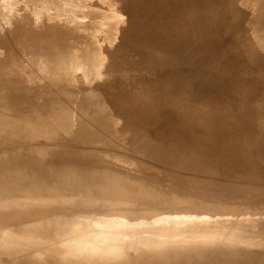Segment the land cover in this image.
<instances>
[{
    "label": "rangeland",
    "instance_id": "obj_1",
    "mask_svg": "<svg viewBox=\"0 0 264 264\" xmlns=\"http://www.w3.org/2000/svg\"><path fill=\"white\" fill-rule=\"evenodd\" d=\"M188 10L190 13L195 12V15L191 16ZM213 11L221 16L217 17L215 15L219 23L218 21H212L216 24L215 29L199 30V24L202 25L204 22H200V18L208 17L209 19ZM262 12H264V0H0V132L4 135V133H9L6 131L10 129L14 131V129L21 127V124L15 125L20 119L27 121H25L27 124H24V126L26 125L24 131L23 128L19 131L16 130L12 139L6 140L7 136L3 139L4 137L0 133V138H2L0 140L4 141L0 143V153H18L19 155L22 153L20 156L23 154L25 156L24 152L31 150L37 152L36 155L43 158V160H39L40 162H35L39 164L38 166L29 163L25 169L18 173L19 175L22 173L24 176L21 184L18 185L16 183L14 186H12L14 182L11 184H0V221L2 217H4L2 221L5 219V224L2 221L0 222L3 224H0V231L2 230L0 238L4 237L0 241L4 240L6 242V236H10L13 229L19 228V226H16L18 224H20V229H16L14 232L25 230L27 227L37 232V235H35L34 231H30L27 228L26 232L29 237L25 232L24 235L26 237L19 235L24 230L18 232V235L16 233L12 235L14 234L12 233L13 237L11 238L10 236L6 239L9 241L13 239L10 244H13L17 239V245H11L12 248L16 247L17 250L14 252L12 248L10 249V245L9 249L11 251H8V247L5 250L1 244L3 251L0 252V255L8 251V258H12L10 254L14 252L15 258L25 264L24 260L29 257L28 253L34 252L35 254V248L37 247L39 250L40 248L38 247L47 243L46 240H52L57 237L59 240L56 244H61L62 246L59 247L64 248L63 244L65 243L66 245L67 242L66 239L64 241V238L69 239L70 237L71 241L74 238L76 239L72 241L74 248L78 249L77 245L79 244V248L88 246L87 248L90 249H87L88 251L85 249H82L84 251L74 249V252H72H79V254H77V257L75 254L72 257L70 250L71 248L73 249V246H69L71 243L67 242L70 250L66 248L67 245L65 247L66 251L70 252L68 254H71L67 255V252L63 251L65 248L61 250L62 248L55 247L54 241L57 238H54L53 242H51L52 244L48 243L41 247L42 254H40V250L38 254L36 249L35 256L32 254L35 260L32 261L31 259L33 258L31 257L28 259L34 264H67L68 262L71 264H82V261L83 264H132V257H137L135 255L137 251L135 253L131 250L132 253L123 251L124 248L120 247L126 243L123 246L125 249L134 247L136 248L135 250L138 248L140 252L141 249H139L138 245L147 248H142L144 253L141 251L142 253L138 254L137 252L139 256H142V254L147 256L146 254L149 251L155 255V253H158L155 251L164 248L165 251L163 250L162 253L160 251L161 254L158 253L160 255L159 258L164 252L168 253L174 250L179 252V249L187 251L188 248L197 249L198 247L201 250L199 254L195 253L192 255L188 252L189 255L187 253V255L182 256L178 262L170 260L165 264H199L214 263L216 261L218 264H241V262L243 264H264V247L260 245L261 241L264 242V232L262 230L264 229V177H262L264 176V45L259 43H264V13ZM222 15H228L229 18L223 20V17L225 19L227 17H222ZM211 17L208 22L211 21ZM213 19L216 20V18ZM228 20L234 21V24H236V21L237 23L240 22L242 25H234L230 22V25H238L239 27L236 28L239 29L230 28ZM223 21L228 22V24L225 23L227 28H223L225 26ZM208 22L206 18L205 23ZM105 23H109L108 29L103 27ZM217 23L223 29H217ZM196 24L198 26L194 28ZM208 24L212 25L210 22ZM219 24L224 25L220 26ZM111 25L113 26L111 27ZM214 25H212L213 28ZM193 35L196 36L194 40ZM250 35H253L256 39ZM257 36H259V40ZM261 36L263 38H260ZM203 37H206V39ZM207 38H209V42ZM203 40L206 43L202 42ZM250 40H253V44H256L257 40L259 45H255L254 49V45ZM225 45L229 47H222ZM191 47H197L198 50L190 51ZM235 47H238V49ZM219 48L223 58L230 51V54H233L234 57L235 54L236 57L237 54L239 56L233 58L232 61L231 58L229 59L231 56H228L229 54H227L228 58L220 59L222 57H219L218 59L219 50H217V53L216 51L215 53H208L209 56L203 57L204 59L201 58L202 56H198L201 62L205 59L207 60H205L206 63H204L205 61L202 62L204 64L198 60L197 56V59L194 60L201 64L199 65L198 62L194 64V61L191 62V54L202 50L211 52ZM222 48H224L223 50L227 48V51H223L225 54L222 52ZM143 51L149 52L146 54ZM210 55L213 59H209ZM214 56L218 60L217 66L212 64L213 60L214 63L217 61H215ZM224 60L227 63L228 61L229 63L230 61L231 63L236 61L238 65L234 66L235 62L227 65ZM188 61L194 62V65L189 64ZM219 61L229 67L219 68L222 65L226 67L225 64H219ZM177 63H182L179 65L181 68L177 67L181 69L180 71L177 69L178 74L186 73L189 69L193 72L189 71L190 74L195 77L198 76L197 78H205L216 74L214 75L216 77L214 84L216 85L212 86L211 90L208 91L209 94H207L211 96L216 90H222L220 92L221 101L227 102L228 106L226 105L227 110L217 111V115L214 114L211 117L214 124L218 126L214 131L218 135L214 132L210 134L213 139L211 137L209 139L203 138L200 137L201 135L194 134L197 132L198 126L195 123L184 120L171 125L168 121L163 123L161 118H159L156 120L159 124L155 126L153 124L157 118L155 113L160 112L158 105L155 107L153 114L146 120H142L140 114L133 118L134 114H138L136 110L139 109V106L137 108V106L135 107L132 104L137 98L140 102L142 97L140 88L145 85V79L149 75L148 70L157 69L166 64ZM207 63L210 64L209 68L206 67L208 66ZM239 64H242V67ZM195 65H198V67ZM243 65L248 68L246 70H249L250 67L249 72L245 73L246 70ZM236 66L237 68L239 66L242 69L244 68V72L240 70V73H245L244 75L239 74L244 81L239 84V79L230 81L228 78L231 76L230 74H237V72H231L233 69L234 71L237 70V68H234ZM184 67H187L186 69L188 70H184ZM190 67H193V70ZM214 67L217 70L219 69L218 75ZM162 68H160L159 74L162 73V76H164L165 72ZM221 70L225 71V73H222ZM226 71H229V73ZM224 74H228V76ZM159 76L162 77L161 75ZM180 78H183V76H180ZM116 81L117 84H115ZM132 81L135 82L132 83ZM182 81L187 83L185 78ZM109 82H111V85ZM121 83H123V86ZM78 84L83 86L79 87ZM130 84H133V86ZM48 87H52L50 89L53 91L48 89ZM122 87L126 89L123 88L122 90ZM214 87L219 88L215 90ZM82 88L86 89L83 90ZM114 88L116 93H114ZM125 90H128V92H125ZM173 90L171 98L175 99L180 91L178 88ZM123 91L125 95L127 93L126 96L123 95ZM131 91L133 95L129 96L128 93L130 94ZM106 94L107 98L104 99ZM112 94L113 96L117 94V97H111ZM151 96L152 98H158L154 95H147L149 98ZM186 97L191 103L196 102V99L189 98L187 94ZM57 98H62L63 103L69 100L63 106L65 107L64 111L66 110L64 113L63 107H60L63 104L54 109L52 108L48 113L45 112L46 117L43 112L42 114L37 111L39 108L43 109L41 106L47 107L52 100ZM112 99H117L119 106L117 105L118 101ZM139 102L136 101L135 103ZM112 103L115 104L113 105L115 108L111 107ZM37 107L39 108L37 109ZM193 111L195 110L193 109ZM62 113L64 116L60 119L59 116ZM48 116H52L49 123L46 122ZM94 117H97V120L99 119L98 123L102 124L105 128L104 130L103 128L98 130L99 127L93 125L90 119ZM128 117L129 119H127ZM80 121L83 123H80ZM93 121L95 120L93 119ZM8 124L9 127H7ZM59 124L62 127L67 125L60 128L58 127ZM83 124L84 126L90 124L89 130L93 131V134L97 131L94 134L95 137L89 136L90 139L93 138V141L89 143L84 141V139H72L71 136L78 134L79 130L76 127H84ZM146 124H150V126L153 124L155 130L160 128L159 132L165 130L164 124L169 128L168 132L170 133H167V135H159V132L151 133L149 137L143 138L141 136L144 134L141 131L139 133L141 136L132 137V133L128 130L129 127L134 125L141 127L146 126ZM91 125L96 128L92 129ZM176 127L179 128L177 129ZM184 127L187 128L184 129ZM190 128H193V130L190 131ZM41 129L43 131L40 133L39 130ZM36 131L37 133L34 134ZM176 133L178 135H174ZM48 135H50V138ZM58 135L61 138L66 137L61 140ZM49 154L55 155L51 161L47 160ZM77 157L84 159L85 162L90 160L91 162H88L89 166L85 165L83 170L79 171L75 162H73V159ZM11 158L8 160L11 161ZM59 164L61 165L58 166ZM120 170H122L121 173ZM89 171L93 172L94 174H92L95 176L104 175V177L97 182L89 176ZM49 175L53 176L52 180L45 179ZM108 181L114 183L113 187L105 186ZM98 189L103 190L106 202L101 203V201L92 200L91 203V199L95 198V196H89L94 191L100 192ZM31 190H36L39 193H30L34 196L24 195L26 191ZM86 192L90 193V195L88 197L86 195L87 200L83 202L79 198H82L83 193ZM93 202L97 205L94 206ZM90 203L91 205H89ZM98 203H104L100 205L102 208L106 207L107 204L108 208H113L114 206H117V208H111L112 210L110 208L109 210L105 209L103 212ZM33 209L35 210L32 211ZM30 210L33 214L40 210H45L47 213H51V215H48L51 217L46 216L49 220L47 222V220L45 221L46 218H44L45 223L42 220L38 222V219L37 225L34 220L37 215L35 214L34 218V215L30 217ZM28 212L30 213L29 215ZM22 213L24 218H19V214ZM12 214H16L15 216L18 217H14ZM6 215H8L9 219ZM65 217L68 222H70L69 220L72 221V219L73 221L67 223ZM16 218L21 221L22 219L23 221L27 220L25 222L27 226L22 221L26 228H23L21 223L13 224V219L17 222ZM63 219L66 220V223ZM7 220L8 222L6 223L5 221ZM28 220L37 226L28 225L30 223ZM11 223L16 228H13ZM6 227L13 229L10 230ZM6 229L10 230L7 234L4 233ZM28 231L30 232L28 233ZM31 232L32 234L34 233V238ZM81 232L83 238L80 236L81 238L78 239L77 236ZM232 232H234V237H232ZM237 232L240 233L239 235L242 234L244 238L248 235L249 239H247H252L255 245L252 244V248L246 249L245 247H248L247 245L250 247L251 244L246 243L247 245H244V241L247 239L244 240L242 236H236ZM253 232H257V234L261 232L262 237L261 233L255 236L257 234L255 233L254 235ZM3 233L6 236H2ZM67 233L72 236L68 234V237ZM212 233H214V237L211 236ZM52 235L54 236L53 238ZM59 235L61 237L67 235L63 237V244ZM228 235H231V237H226ZM14 236L16 237L14 238ZM31 236L34 240L31 239ZM41 236L46 239L43 240ZM84 236L89 237L86 238L88 239L87 241ZM235 237L237 240L243 238V240L240 239L241 242H238L243 243L245 246L235 243L239 245V247L237 246L239 249H237L241 252L236 250L237 257H239L237 259L238 262L235 260L237 257L226 255L229 251L235 250L232 249L236 247L232 242ZM24 238L31 242L34 241V244L38 245L35 247L32 245L33 247L27 249L26 247L28 246L26 244L28 241ZM231 238L233 240L230 241L229 239ZM81 239L85 242L83 243ZM126 239H130L128 240L130 242L132 239V242L137 243V245L134 246L132 242L128 244L129 242L127 243ZM236 239L235 242L237 241ZM9 241H7L8 243L4 242L5 244L3 245L8 246ZM43 241L45 242L43 243ZM79 242L83 243L84 246ZM87 242H92V244ZM30 243L28 242L29 245ZM86 243L88 245H85ZM114 243L118 244L114 245ZM109 244L114 245L113 249L118 250L115 252V249L111 248L110 250L111 246ZM258 244L261 247H258ZM261 244L264 246V243ZM93 245V248H97V250L104 246L105 250L109 248L112 253L116 254L119 251L118 258L116 256L114 260L113 258L115 257H112V253V258L107 253L105 255L112 260L103 256L102 254L108 250L100 252L98 256H92L95 258H91L89 255H93L91 252L93 251L91 247ZM99 245L101 246L98 248L97 246ZM117 245L119 246L117 247ZM208 246H210L208 249L205 248ZM184 247L187 248L185 249ZM19 248H22L21 253L17 252L20 250ZM53 248L56 249L54 250ZM58 248L61 252H64L65 256L59 257L60 254L63 255V252L59 254L60 250ZM31 249H33L32 252H30ZM119 249L125 254L127 252L128 256L134 254L131 257L129 256L132 259L125 254L121 258ZM23 250L28 251L24 253ZM49 250L53 251L50 252ZM145 250H149L148 253H145L147 252ZM245 250L247 253L244 252ZM249 250L256 251L249 252ZM52 252H57L58 255L55 253L54 255ZM80 252H83L82 256ZM89 252L91 253L89 254ZM22 253L24 255L27 254V258ZM48 253H52L55 259L53 255H48ZM86 254L87 256H85ZM152 254L149 253L148 256ZM238 254L240 255L238 256ZM260 255L262 256L260 257ZM17 256L19 257L17 258ZM23 256L24 259L22 260ZM67 256V260H64V257ZM194 256H200L198 261H193L196 259ZM153 257L152 259L146 258L147 261H145L149 263L151 260L152 262L156 258L153 259ZM45 258L50 261H46ZM241 258L245 261L240 260ZM9 259L5 260L6 263L5 261L2 262V260L0 262L3 264H9L10 262L14 264ZM16 261L15 263L21 264V262L18 263V260ZM30 261L28 260L27 263L30 264ZM66 261L68 262L65 263ZM153 263L155 262L153 261Z\"/></svg>",
    "mask_w": 264,
    "mask_h": 264
},
{
    "label": "bare ground",
    "instance_id": "obj_2",
    "mask_svg": "<svg viewBox=\"0 0 264 264\" xmlns=\"http://www.w3.org/2000/svg\"><path fill=\"white\" fill-rule=\"evenodd\" d=\"M192 10H193V9H192ZM188 11H189V10H188ZM190 11H191V9H190ZM190 11H189V13H190ZM182 12H183V11H182ZM192 12H194V11H192ZM213 12H214V11H213ZM213 12L211 13V16H212V17L210 16V17H211V21H209L210 24L212 23V25L215 24V22H212V21H216V22L218 21V23H219V20L217 19V17H218V16L221 17L220 15L215 14V12H214V14H213ZM168 13H169V12H168ZM194 13H195V12H194ZM194 13H190L191 16H194V15H195ZM262 13H264V12H262ZM185 14H186V13H185ZM192 14H193V15H192ZM215 15H217V17H216ZM213 16H215V17H213ZM223 16H226V15H222V17H223ZM263 16H264V15H263ZM210 17H209V19H208V17L200 18L199 21H200V22H201V21H202V22L204 21V22L202 23V25H200V24H199L200 22L198 21L199 23H197V24H199V26H200V28L198 27L199 30H201V29H211V28H212V29H215L216 24L214 25V28H213L212 25H209V24H208V23H209L208 20H210ZM226 17H227L226 19H225V17H223V18H224L223 20H227V19L229 18L228 15H227ZM258 17H259V15H258ZM261 17H262V16H261ZM150 18H152V16H150ZM206 18H207V22H208V23H205ZM212 18H216V20H215V19L212 20ZM153 19H154V18H153ZM201 19H202V20H201ZM203 19H204V20H203ZM221 20H222V19H221ZM229 20H230V19H229ZM229 20H228V22H229V25H230V22H231L232 20H231V21H229ZM259 20H260V19H259ZM171 21H172V20H171ZM252 21H253V20H252ZM165 22H166V21H165ZM223 22H224V21H223ZM228 22H224V24H225V23L228 24ZM233 22H234V21H233ZM233 22H231V23H233ZM253 22H254V21H253ZM157 23H158V22H157ZM204 23H205V24H204ZM213 23H214V24H213ZM218 23H217V27H216V28H217V29H218V28L221 29L222 27L220 28V27L218 26ZM221 23H222V22H221ZM256 23H257V22H256ZM105 24H106V25H105ZM105 24L103 25V27H104L105 29H108L109 23H105ZM149 24H150V23H149ZM152 24H153V23H152ZM159 24H160V23H159ZM197 24L194 26V28H196V26H198ZM206 24H208V25H206ZM224 24H222V25L219 24V25H220V26H223ZM233 24H234V23H233ZM233 24L230 25V28H235L236 30L239 29V28H236V27H239V26L242 25V24H240V22L237 23V21H236V24H239V26H238V25H237V26H234V25H236V24H234V25H233ZM248 24H249V23H248ZM251 24H252V23H251ZM156 25H157V24H156ZM58 26H59V25H58ZM68 26H69V25H68ZM112 26H113V25H111V27H112ZM226 26H227V25L225 24V26H224L223 28H227ZM231 26H232V27H231ZM198 28H197V29H198ZM223 28H222V29H223ZM109 29H111V28H109ZM199 30H198V31H199ZM193 36H194V35H193ZM250 36H253V35H250ZM195 37H196V36L193 37V40H194ZM253 37H254V36H253ZM257 37H258V40H259V36H257ZM203 38L206 39V37H203ZM251 38H252V37H251ZM260 38H263V37L261 36ZM197 39H198V37H197ZM197 39H195V40H197ZM199 39H200V38H199ZM208 39H209V38H207V41H208ZM254 39H256V37H254ZM201 40H202V37H201ZM262 40H263V39H262ZM199 41H200V40H199ZM250 41H251V40H250ZM252 41H253V40H252ZM252 41H251V42H252ZM260 41H261V40H260ZM263 41H264V40H263ZM202 42H205V41L203 40ZM208 42H209V41H208ZM254 42H255V40H254ZM205 43H206V42H205ZM240 43H241V42H240ZM249 43H250V42H249ZM259 43H260V44L262 43V44L264 45L263 42H259ZM259 43H257V40H256V44H253V42H252V44L254 45L253 48L255 49V45L258 46ZM231 44H233V42H231ZM250 44H251V43H250ZM252 44H251V46H252ZM262 44H261V45H262ZM229 45H230V44H229ZM222 47H227V48H228L229 46H228V45H225V46H222ZM227 48H226L225 50H223L224 48H222V52H223V51H224V52L227 51ZM235 48H236V47H235ZM235 48H234V49H235ZM141 49H142V48H141ZM194 49H195V51L198 50L197 47H191V48H190V51H193ZM236 49H238V47H237ZM236 49H235V51H237ZM217 50H219V53H218V54L221 55V56H219V55L216 54L218 59H219V57H222V58H220V59L228 58V56L231 55V56H233V57L230 56L229 59L231 58V61H232L233 58H237V57L239 56V55L237 54V57H236V54H235V52H234V54H235V57H234L233 54H230L231 51H230L229 49H228V51H230V52H229V53L227 52V54H229V55L227 56V54H226V55H225L226 57H224V58H223L222 54H220V50H221L220 48H219V49H216V50H214V51H211V52H210V51H206V50H202V51H200V52H196V53H193V54L190 55V56H192V57H191V62H192V61L195 62L194 59H197L196 56H197V57H198V56H199V57L202 56L201 58L204 59V58H206V56L208 55V53H209V54H210V53H213V52L215 53V51H216V53H217ZM232 50H233V48H232ZM233 51H234V50H233ZM100 52H101V51H100ZM100 52H99V53H100ZM143 52H144V51H143ZM148 52H149V51H148ZM148 52H147V53H148ZM224 52H223V53H224ZM99 53H98V54H99ZM144 53H146V51H145ZM147 53H146V54H147ZM224 54H225V53H224ZM224 54H223V55H224ZM211 55H213V54H211ZM211 55H210L209 59H210V58L213 59V57H211ZM91 56H92V55H91ZM190 56H188V57H190ZM208 56H209V55H208ZM186 57H187V56H186ZM194 57H195V58H194ZM199 57H198V60H199ZM203 57H204V58H203ZM214 58H215V56H214ZM192 59H193V60H192ZM209 59H208V60H209ZM205 60H206V59H205ZM205 60H204V61H205ZM216 60H217V59L215 58V61H216ZM189 61H190V59H189ZM189 61H188V62H189ZM199 61H200V60H199ZM204 61H202V62H204ZM206 61H207V60H206ZM206 61H205L204 63H206ZM220 61H221V60H220ZM220 61H219V62H220ZM224 61H225V60H224ZM224 61H223V62H224ZM231 61H230V63H231ZM191 62H189V64H193V63H194V62H193V63H191ZM196 62H198V61L196 60ZM196 62H195L194 64H196ZM200 62H201V61H200ZM202 62H201V63H202ZM211 62H212V60H211ZM217 62H218V60L216 61V63H214V60H213V63H212V64H213V65L216 64V65H214V66H217V65H218ZM221 62H222V61H221ZM221 62H220L219 64H225V63H221ZM225 62H226V61H225ZM234 62H235V64H234ZM234 62H232V63L234 64V66H235V65H238V64H236V61H234ZM198 63H199V62H198ZM198 63H197V64H198ZM201 63H199V65H200ZM204 63H202V64H204ZM228 63H229V61H228ZM228 63L226 62L227 65H230V63H229V64H228ZM232 63H231V64H232ZM181 64H182V63H177V64H166V65H163V66H162L163 68L160 67V68H162V70L165 72L164 76H162V75H163L162 73L159 74V73H160V72H159L160 68H157V69L154 68V69H156V70H154V69H150V70H148V71H149V72H148L149 75L147 76L146 79L144 78V79H145V82H144L145 85H144V87H143V88H140V87H139L141 91L137 89L138 91H140V94L142 95V97H141V99H140V102H139V100H138V98H137V100H136V99H135V100H136L137 102H139V103L136 104V103H135L136 101H135V102H134L135 104H134V103L132 104V105H134L135 107L137 106V108H138V106H139V109L136 110V111L138 112V114H137V113H136V115L134 114V115H133V118H134V116L137 117V116L140 114L141 119H142V120H146L147 118H149V117L153 114V111L155 110V107L158 105V107L160 108V112L155 113V114H157V115H156L157 118L155 119V121L152 119V120L154 121L153 124H154L155 126H157L156 124H159V123L156 122V120L159 119V118H161V120L163 121V123H165V122L168 121V123L170 122L171 125L176 124L178 121L184 120V121H186V122L195 123V124L198 126V130H197V132L194 133V134H197L198 136L201 135L200 137H203V138H207V139H209V138L211 137L210 134L213 133V132L216 130V128L218 127L216 124H214V121L212 120L211 117L214 116V114L217 115V113H216L217 111H220V110H227L226 105L228 106V103L225 102V101H223V100L221 101L220 92H221L222 90H219V89H218L219 87H217V88L214 87L215 90L218 89L219 91L216 90V91L213 93V95H211V96L208 95V94H209L208 91L211 90L210 88H211L212 86L216 85V84H214V83H215L214 80L216 79V77H215L214 75H216V74H212L213 76H209V77H205V76H204L205 78H197L198 76L195 77V76H193L192 74H190V72H192V71H190V69H189L190 72L188 71V72H186V73H182V74L180 73V74H178V70L180 71L181 69H178L177 67H178L179 65H181ZM185 64H186V61H185ZM194 64H193V65H194ZM207 64H208V66H206V67L209 68V67H210V66H209L210 64H209V63H207ZM226 64H225V66H226ZM242 64H243V63H242ZM242 64H241V65H242ZM250 64H251V63H250ZM250 64H249V65H250ZM193 65H191V66H193ZM239 65H240V64H239ZM241 65H240V66H241ZM244 65H246V64H244ZM244 65H243V66H244ZM249 65H248V66H249ZM261 65H262V64H261ZM188 66H189V65H188ZM188 66H187V67H188ZM195 66H196V65H195ZM203 66H204V65H203ZM240 66H239V67H240ZM50 67H51V66H50ZM50 67H49V69H51ZM187 67H184V70H185ZM196 67H198V65H197ZM196 67H195V69H196ZM200 67H201V66H200ZM227 67H229V66L223 67V65H222V66L219 67V68H227ZM239 67H238V68H239ZM241 67H242V66H241ZM241 67H240L239 69L237 68V66L234 67V68H237V70L234 71V69H233L231 72H232V73H236V72H237L238 75H237V74H233V75L230 74L231 76L228 77V78L230 79V81H235L236 79H239L238 84H239L241 81L244 82L243 79L241 78L242 76L239 75V74L244 75L245 73H247V71L249 72L250 67H249V70H246L247 67L244 66V68H245V70H246L244 74H243V73H240V70H242V71L244 72V70H243L244 68L242 69ZM251 67H252V66H251ZM179 68H181V67L179 66ZM188 68H189V67H188ZM190 68H191V67H190ZM192 68H193V67H192ZM192 68H191V69H192ZM230 68H233V67H230ZM230 68H228V69H230ZM52 69H53V67H52ZM177 69H178V70H177ZM215 69H216V71H217V75H218V70H219V69L217 70V68L214 67V70H215ZM228 69H227V70H228ZM247 69H248V68H247ZM44 70H45V69H44ZM46 70H47V68H46ZM46 70H45V71H46ZM186 70H188V69H186ZM192 70H193V69H192ZM222 70H224V69H222ZM222 70H221V71H222ZM225 70H226V69H225ZM45 71H44V72H45ZM48 71H49V70H48ZM194 71H195V70H194ZM229 71H230V70H229ZM229 71H226V72L229 73ZM242 71H241V72H242ZM86 72H88V71H86ZM86 72H83V73H86ZM128 72H129V71H128ZM143 72H144V71H143ZM195 72H196V71H195ZM213 72L215 73V71H213ZM231 72H230V73H231ZM238 72H239V73H238ZM49 73H50V72H49ZM116 73H117V72H116ZM119 73H120V72H119ZM156 73H158V74H157L158 76L156 75ZM192 73H193V72H192ZM219 73H221V72H219ZM222 73H225V71H224V72L222 71ZM222 73H221V74H222ZM45 74H46V73H45ZM143 74H144V73H143ZM146 74H147V72H146ZM195 74H196V73H195ZM195 74H194V75H195ZM209 74H211V72H209ZM53 75H54V74H53ZM108 75H109V74H108ZM144 75H145V74H144ZM155 75H156L157 77H156ZM159 75H161L163 78L160 77ZM207 75H208V73H207ZM224 75L228 76V74H224ZM95 76L98 77L97 75H95ZM109 76H111V75H109ZM180 76H183V78H180ZM220 76H221V75H220ZM239 76H240V77H239ZM85 77H86V76H85ZM88 77H89V76H88ZM107 77H108V76H107ZM111 77H113V76H111ZM143 77H144V76H143ZM143 77H142V78H143ZM221 77H222V76H221ZM184 78L187 79V83H184V82L182 81ZM224 78H225V77H224ZM135 79H136V78H135ZM221 79H222V78H221ZM132 80H133V79H132ZM137 80H139V79H137ZM224 80H225V79H224ZM227 80H228V79H227ZM245 80H246V79H245ZM248 80H249V79H248ZM250 80H251V79H250ZM112 81H113V79L111 78V82H112ZM114 81H115V79H114ZM135 81H136V80H135ZM135 81H132V83L135 82ZM228 81H229V80H228ZM111 82H109V84H110ZM224 82H225V81H224ZM71 83H72V82H71ZM107 83H108V82H107ZM112 83H113V82H112ZM125 83H126V82H125ZM130 83H131V82H130ZM141 83H142V81H141ZM51 84H52V83H51ZM115 84H117V81H116ZM121 84H122V86H123V83H121ZM128 84H129V82H128ZM134 84H135V83H134ZM139 84H140V83H139ZM139 84H138V85H139ZM142 84H143V83H142ZM234 84H235V83H234ZM241 84H242V83H241ZM241 84H240V85H241ZM47 85H48V84H47ZM78 85H79V87L83 86V85H80V84H78ZM107 85H108V84H107ZM110 85H111V84H110ZM110 85H108V86H110ZM113 85H114V84H113ZM113 85H112V86H113ZM119 85H120V83H119ZM124 85H125V84H124ZM130 85H131V84H130ZM138 85H136V87H138ZM235 85H236V84H235ZM49 86H50V85H49ZM98 86H99V85H98ZM131 86H133V84H132ZM140 86H141V85H140ZM142 86H143V85H142ZM187 86H188V87H187ZM217 86H218V85H217ZM220 86H221V85H220ZM59 87H60V86H59ZM59 87H58V88H59ZM84 87H85V85H84ZM105 87H106V86H105ZM110 87H111V86H110ZM125 87H126V86H125ZM129 87H130V86H129ZM234 87H235V86H234ZM240 87H241V86H240ZM50 88H52V87H50ZM50 88L48 87V89H50ZM61 88H63V87H61ZM87 88H88V87H87ZM96 88H97V87H96ZM100 88H101V86H100ZM102 88H103V87H102ZM111 88H113V87H111ZM123 88H124V87H122V90H123ZM131 88H132V87H131ZM175 88H176V89L178 88L180 92H179V93L177 92V93H178L177 98L172 99V98H171V95H172L171 93L174 92L173 89H175ZM186 88H187V89H186ZM220 88H221V87H220ZM238 88H239V87H238ZM72 89H73V88H72ZM79 89H80V88H79ZM82 89H83V88H82ZM85 89H86V88H85ZM85 89H83V90H85ZM88 89H89V88H88ZM92 89H93V88H92ZM103 89H104V88H103ZM109 89H110V88H109ZM118 89H119V88H118ZM120 89H121V87H120ZM124 89H126V88H124ZM132 89L134 90V88H132ZM50 90H51V89H50ZM73 90H76V89H73ZM80 90H81V89H80ZM93 90H94V89H93ZM98 90H99V89H98ZM100 90H101V89H100ZM105 90H106V89H105ZM111 90H113V89H111ZM111 90H110V91H111ZM51 91H53V90H51ZM76 91H77V90H76ZM94 91H95V90H94ZM108 91H109V90H108ZM108 91H107V93H108ZM114 91H115V88H114ZM126 91L128 92V90H125V92H126ZM71 92H72V91H71ZM84 92H85V91H84ZM104 92H105V91H104ZM123 92H124V91H123ZM125 92H124L123 95H125ZM134 92H135V91H134ZM175 92H176V91H175ZM73 93H75V92H73ZM100 93H101V92H100ZM114 93H116V91H115ZM117 93H119V92H117ZM121 93H122V92H121ZM138 93H139V92H138ZM207 93H208V94H207ZM211 93H212V92H211ZM85 94H86V93H85ZM131 94H132V91H131L130 94L128 93L129 96H130ZM134 94H136V93H134ZM140 94H139V95H140ZM186 94H187V96H188L189 98H194V99H196V102H195V103H191V102L187 99ZM103 95H104V94H103ZM116 95H117V94H116ZM116 95H115V96H116ZM126 95H127V93H126ZM126 95H125V96H126ZM132 95H133V94H132ZM147 95H154V96H156V97H158V98H152V96H151V98H149V97H147ZM71 96H73V95H71ZM74 96H75V95H74ZM104 96H105V95H104ZM109 96H110V95H109ZM109 96H108V98H109ZM112 96H113V94L111 95V97H112ZM115 96H113V98H115ZM121 96H122V95H121ZM129 96H128V97H129ZM116 97H117V96H116ZM128 97H127V98H128ZM172 97H173V96H172ZM72 98H73V97H72ZM72 98H70V99H72ZM74 98H75V97H74ZM105 98H107V94H106V97H104V99H105ZM119 98H120V97H119ZM130 98H131V97H130ZM134 98H135V97H134ZM52 99H53V98H52ZM52 99H51V100H52ZM61 99H62V98H61ZM61 99H58V98H57V99L52 100V102H50V103L48 104L47 107H46V106H41L43 109L37 107V109L39 108L37 111L40 112V113L43 112V113L45 114V112L48 113V112L51 111L52 108L54 109L55 107H59V106L62 105V104H63V105L60 106V107H63V106L69 101V100H68V101L66 100L67 102H66V103H65V102L63 103V102H62L63 100H61ZM109 99H110V98H109ZM124 99H125V98H124ZM132 99H133V98H132ZM112 100H116V101H118L117 99H112ZM74 101H75V99H74ZM107 101H108V100H107ZM130 101H131V100H130ZM133 101H134V100H133ZM72 102H73V101H72ZM105 102H106V101H105ZM109 102H111V101H109ZM112 102L114 103V101H112ZM122 102H123V101H122ZM224 102H225V103H224ZM69 103H71V102H69ZM73 103H75V102H73ZM113 103H112L111 107H112L113 105H115V104H113ZM129 103H130V102H129ZM129 103H128V104H129ZM222 103H224L225 105L222 104ZM71 104H72V103H71ZM80 104H81V102H80ZM107 104H108V103H107ZM116 104H117V103H116ZM192 104H193V105H192ZM84 105H85V104H84ZM109 105H110V104H109ZM117 105L119 106V101H118V104H117ZM113 107L115 108V106H113ZM116 107H117V106H116ZM124 107H125V106H124ZM124 107H123V108H124ZM66 108H68V107H66ZM70 108H71V107H70ZM81 108H82V107H81ZM114 108H113V109H114ZM125 108H126V107H125ZM129 108H130V107H129ZM137 108H136V109H137ZM64 109H65V107H63V113L66 111V110L64 111ZM116 109H117V108H116ZM131 109H132V108H131ZM193 109H194L195 111H193ZM69 110H70V109H69ZM73 110H74V109H73ZM84 110H86V109H84ZM114 110H115V109H114ZM124 110H125V109H124ZM156 110H157V109H156ZM71 111H72V110H71ZM71 111H70V112H71ZM75 111H76V110H75ZM117 111H118V110H117ZM130 111H131V110H130ZM133 111H134V110H133ZM54 112H55V111H54ZM84 112H85V111H84ZM125 112H126V110H125ZM125 112H124V113H125ZM1 113H2V112H1ZM43 113H42V114H43ZM63 113L59 116L60 119H61V117L64 116ZM121 113H122V112H121ZM95 114H96V113H95ZM132 114H133V113H132ZM132 114H131V115H132ZM8 115H9V114H8ZM14 115H15V114H14ZM127 115H129V114L127 113ZM100 116H101V115H100ZM100 116H99V117H100ZM123 116H124V115H123ZM43 117H44V116H43ZM45 117H46V114H45ZM51 117H52V116H48V119H46V122L49 123ZM125 117H126V115H125ZM136 117H135V118H136ZM96 118H97V117H96ZM96 118H95V117L93 118L95 121H93V119H90L91 122L93 123V125H96L97 127H99L98 130H102L101 128H103V130H104L105 128L102 126V124H101V123H98V122H99V121H98L99 119L97 120ZM151 118H152V117H151ZM127 119H129V117H128ZM127 119H126V120H127ZM136 119H137V118H136ZM136 119H135V120H136ZM5 120H6V118H5ZM7 120H8V119H7ZM80 120H81V119H80ZM82 120H83V119H82ZM124 120H125V119H124ZM130 120H131V119H130ZM130 120H129V121H130ZM132 120H133V119H132ZM138 120H139V119H138ZM25 121H26V120H23V119L21 120V119H20V120L17 121V123L15 122V123H16L15 125L21 124L22 126L19 127V128H17V129H14V131H12V130L9 128L12 132H11L9 129H8L9 131H6V132H9V133H4V132H3L4 135L2 134V132H0V133L2 134V136L4 137L3 139H5L6 136H7V137H6V138H7L6 140L12 139V138H13V134L15 133L16 130L19 131L20 129L23 128V131H24L25 126H26V125L24 126V124H27V123H26L27 121H26V122H25ZM60 121H61V120H60ZM105 121H106V120H105ZM127 121H128V120H127ZM139 121H140V120H139ZM139 121H137V122L139 123ZM4 122H6V121H4ZM151 122H152V121H151ZM7 123H8V121H7ZM7 123H6V124H7ZM78 123H79V122H78ZM80 123H83V122L80 121ZM84 123H86V122H84ZM126 123H127V122H126ZM129 123H131V122H129ZM129 123H128V124H129ZM141 123H142V122H141ZM148 123H150V122L148 121ZM10 124H11V123H10ZM86 124H87V123H86ZM132 124H134V123H132ZM153 124H152L151 126H150V124H148V125L146 124V126H141V127L139 126L140 124H139L138 126H137V125H134V126H132V127H129L128 130H129V132L132 133V137H135V138H136L137 136H141V134H139V133H140L141 131H143V134H144V135L141 136V137H143V138H144V137L147 138V137H149V135H150L151 133L154 134V133L159 132V129H160V128L158 127L159 129H156V130H155V128H154L155 126L153 127ZM181 124H182V122H181ZM195 124H194V126H195ZM1 125L3 126V124H1ZM4 125H5V124H4ZM45 125H46V124H45ZM45 125H44V126H45ZM48 125H49V124H48ZM66 125H67V124H66ZM66 125H64L63 127H65ZM80 125H81V124H80ZM89 125H90V124H89ZM89 125L84 126V124H83L84 127H81L82 125H81L80 127H76V128L79 130V133L76 134V135H71V136H72V139H74V138H75V139H84V141H86L87 143L93 141V140H92V139H93L92 137H95L94 134H96L97 131L95 130L96 132L93 134V131H90V130H89V129H90V128H89ZM111 125H112V124H111ZM129 125H130V124H129ZM129 125H127V126H129ZM143 125H144V124H143ZM177 125H178V124H177ZM187 125H188V124H187ZM10 126H11V125H10ZM46 126H47V125H46ZM75 126H76V125H75ZM108 126H109V125H108ZM120 126H121V125H120ZM178 126H179V125H178ZM181 126H182V125H181ZM184 126H185V125H184ZM7 127H9V124H8ZM58 127L63 128L60 124L58 125ZM163 127H165V130H164V131H160V132H159V135H161V134L167 135V133H170V132H168V131H169V128H168L166 125L163 124ZM179 127H180V126H179ZM179 127H178V128H179ZM182 127H183V126H182ZM182 127H181V128H182ZM190 127H193V126H190ZM5 128H6V127H5ZM14 128H15V127H14ZM91 128L93 129V128H96V127H92V125H91ZM176 128H177V127H176ZM178 128H177V129H178ZM186 128H187V127H186ZM186 128L184 127V129H186ZM3 129H4V128H3ZM45 129H46V127H45ZM45 129H44V130H45ZM47 129H48V128H47ZM67 129H68V128H67ZM113 129H114V128H113ZM120 129H121V128H120ZM190 129H191V128H190ZM5 130H7V129H5ZM73 130H74V129H73ZM192 130H193V128H192L190 131H192ZM194 130H195V129H194ZM41 131H43V130H42V129L39 130L40 133H41ZM125 131H126V130H125ZM195 131H196V130H195ZM39 132H38V133H39ZM44 132L46 133V131H44ZM47 132H48V131H47ZM54 132H55V131H54ZM57 132H58V131H57ZM73 132H74V131H73ZM73 132H72V134H73ZM108 132H109V131H108ZM179 132H180V131H179ZM35 133H37V131L34 132V134H35ZM110 133H111V131H110ZM112 133H113V130H112ZM112 133H111V134H112ZM214 133H215V132H214ZM1 134H0V135H1ZM32 134H33V133H32ZM34 134H33V135H34ZM43 134H44V133H43ZM47 134H49V133H47ZM59 134H61V133H59ZM181 134H182V133H181ZM215 134H216V133H215ZM29 135H31V134L29 133ZM29 135H27V136L29 137ZM33 135H32V136H33ZM52 135H53V133H52ZM62 135H63V134H62ZM62 135H61V136H62ZM174 135H178V134L176 133V134H174ZM179 135H180V134H179ZM213 135H214V134H213ZM216 135H218V134H216ZM219 135H220V134H219ZM2 136H1V137H2ZM48 136H49V138H50V135H48ZM71 136H70V137H71ZM89 136H92V137H91L92 139H90ZM30 137H31V136H30ZM33 137H34V136H33ZM36 137H37V136H36ZM58 137H60V135H58ZM58 137H57V139H58ZM65 137H66V136H64V138H65ZM129 137H130V136H129ZM200 137H199V138H200ZM218 137H219V136H218ZM55 138H56V137H55ZM64 138H63V137H62V138L60 137L61 140L64 139ZM211 138L213 139V136H212ZM219 138H220V137H219ZM0 139H2V138H0ZM60 139H58V140H60ZM69 139H71V138H69ZM221 139H222V138H221ZM65 140H66V139H65ZM94 140H95V139H94ZM111 140H112V139H111ZM215 140H216V139H215ZM215 140H213V141H215ZM217 140H218V139H217ZM2 141H3V140H0V143H3V142H4V141H3V142H2ZM74 141H75V140H74ZM77 141H80V140H77ZM219 141H220V140H219ZM219 141H217V142L219 143ZM116 142H117V141H116ZM220 142H221V141H220ZM128 145H129V144H128ZM20 153H21V152H20ZM24 153H25V156H24V154H23L22 156H20L22 153H21L20 155H19L18 153H2V152L0 153V184H1V183H9V184H11L12 182H14V183L12 184V186H14L16 183H18V185L21 184V183H22V180H23V178H24V176L22 175V173H21L20 175H19L18 173H20V171H22L23 169H25V168L28 166L29 163H31V164H35L36 166H38L39 164H37V163H35V162H40L39 160H43V158H41V157H39V156L36 155L37 152H35V151L26 150ZM225 154H227V153H225ZM53 156H55V155H54V154H49V156H47V160L51 161V160L54 158ZM11 157H12V158H11ZM10 158H11V161L8 160V159H10ZM55 159H56V158H55ZM58 159H59V158H58ZM88 159H89V158H88ZM92 159H93V158H92ZM92 159H91V160H92ZM73 160H74V161H73ZM73 160H72V161L75 162V164H76V166H77V168H78L79 171H80V170H83V168H84L85 165H88V166H89V163H88V162H89L90 160L87 161L86 158H85V160H86L87 162H85L84 159H79V157H77V158H75V159H73ZM53 161H54V160H53ZM59 162H60V161H59ZM90 162H91V161H90ZM41 163H42V162H41ZM57 163H58V160H57ZM55 164H56V163H55ZM60 165H61V164H59L58 166H60ZM260 168H261V167H260ZM91 169H92V168H91ZM93 171L96 172L94 169H93ZM260 171L263 172L262 170H260ZM121 172H122V170H120V173H121ZM92 173H93V172H92ZM92 173L89 171V176H90L93 180H96L97 182H98L99 180L103 179V177H104V175H96V176H95V175H93L94 173H93V174H92ZM262 177H264V176H262ZM52 178H53V176H50V175H49V176L46 177L45 179H46V180H52ZM35 184H37V183H35ZM113 185H114V183L111 182V181H110V182L108 181V182L105 183V186H106V187H109V188L113 187ZM34 189H37V188H34ZM98 190H99L100 192L97 193V191H96V192L94 191L93 193H91V195H90V193H87V192H86V193H83L82 198H79V199H80V200L82 199V201L85 202V201L87 200V197L90 195L89 197H93V196H95V198H92V199H91V203H92V200H97L98 202L101 201V203H102V202H106V200H105V196H104V194H103V190H102V189H98ZM37 191H38V190H37ZM26 193H29V194H26ZM26 193H25L24 195L32 196L33 194H30V193H39V192H36V190H35V191H32V190H31V191H26ZM94 194H95V195H94ZM86 195H87V197H86ZM92 195H93V196H92ZM33 196H34V195H33ZM96 197H97V198H96ZM21 198H22V197H21ZM88 199L90 200V198H88ZM20 201H21V200H20ZM19 203H20V202H19ZM91 203H90L89 205H91ZM101 203H100V204L98 203V205L100 206V205H103V204H104V203H103V204H101ZM114 203H115V202H114ZM20 204H21V203H20ZM93 205L95 206V205H97V204H96V203L94 204V202H93ZM109 205H110V204H109ZM112 205H114V204H112ZM112 205H111V206H112ZM116 205H117V204H116ZM119 206H120V205H119ZM123 206H124V204H123ZM123 206H122V207H123ZM96 207H97V206H96ZM100 207L102 208V206H100ZM114 207L117 208V206H114ZM114 207H113V208H114ZM94 208H95V207H94ZM101 208H100V209H101ZM107 208H108V204L106 205V207L104 206V207L101 209V211H103V210L105 211V209H106V210H109V208L111 209L112 207H109L108 209H107ZM113 208H112V209H113ZM119 208H121V207H119ZM112 209H111V210H112ZM34 210H35V209H33L32 211H34ZM14 211H15V210H14ZM30 211H31V210H30ZM32 211L30 212L32 215L28 212V215L30 214V217L34 215V216H33V218H34V217H35V214L37 215V217L39 216L38 218L36 217V219L34 218V220L36 221L35 223H37L38 219H39L38 222H40V220H42L43 223H45L46 220H47V222H48L49 219H48L47 217H51V216H48V215H51V213L49 214V213H47V211H45V210H40V211H38L37 213H34V214H33ZM104 211H103V212H104ZM11 212H12V211H11ZM5 213H6V212H5ZM259 213H263V212H259ZM13 214H14V213H13ZM13 214H12V215H13ZM25 214H26V213H25ZM15 215H16V214H15ZM15 215H13V216H14V217H18V216H15ZM23 215H24L23 213H22V214H19V216H20L19 218H22ZM28 215H27V216H28ZM7 216H8V215H6V217H7ZM46 216H47V217H46ZM63 216H64V215H63ZM2 218H4V217H2ZM2 218H1V221H2ZM7 218H8V217H7ZM10 218H12V217H10ZM23 218H24V217H23ZM44 218H46L45 221H44ZM60 218L62 219L61 215H60ZM65 218H66V217H65ZM8 219H9V218H8ZM14 219H15V218H14ZM14 219H13V222H12L13 224H15V223H17V224H18V223H21V225H23V222H24L25 226H27V224L25 223V222H27V220H26V221H23V219H22V221H23V222H22V221L19 219L20 222H18L19 220L16 218V221H17V222H15ZM28 219H29V218H28ZM70 219H71V217H70ZM4 220H5V219H4ZM4 220L2 221L3 223H4ZM31 220L33 221V219H31ZM66 220H67V218H66ZM66 220L63 219V221H65V223H66ZM1 221H0V222H1ZM61 221H62V220H61ZM69 221L72 222L73 219H72V221H71V220H69ZM5 222L7 223L8 220L5 221ZM28 222H30V220H28ZM33 222H34V221H33ZM33 222H32V223H33ZM70 222H68V220H67V223H70ZM9 223H10V222H9ZM12 223H11V226H13ZM30 223H31V222H30ZM30 223H28V225H35L34 223H33V224H32V223L30 224ZM0 224L3 225L2 223H0ZM4 224H5V223H4ZM41 224H42V222H41ZM1 225H0V226H1ZM8 225H10V224H8ZM15 225H16V224H15ZM15 225L13 226V228H16ZM37 225H38V223H37ZM37 225H35V227H36ZM42 225H43V224H42ZM16 226H19V228H16V229L19 230V229H20V224H18V225H16ZM4 227H5V226H4ZM9 227H10V226H9ZM9 227H6V228L8 229ZM13 228H11V229H13ZM23 228H26V227H24V225H23ZM27 228H28V227H27ZM27 228H26L25 230L23 229L24 231L21 230V231H23V232H21V231L14 232V230L16 231V229H13V230H12V233H14V234H12V233H11V234H12V235H15V233H16V235H18V232H21V233H19V235L21 234V235L23 236V235H24V232H25L26 235H28L26 231H27L29 228H28V229H27ZM2 229H3V228H2ZM7 229H6V230H7ZM9 229H10V228H9ZM11 229H10V230H11ZM21 229H22V228H21ZM6 230H5L4 233H6V234L9 233L8 231H10V230H7V231H6ZM29 230H30V231H34V230H32V229H29ZM262 230H263V232H264V229H262ZM30 231H28V233H29ZM258 231H259V230H258ZM0 232H2V230H1ZM234 232L236 233V231H234ZM234 232H232L233 235H232V233H231L232 237H234ZM4 233H3V235H2V234H1V235H2V236H6ZM22 233H23V234H22ZM34 233H35V235H37V232L34 231ZM34 233L32 234V232H31L33 238L35 237V236H34ZM52 233H53V232H52ZM75 233H76V232H75ZM75 233H74V234H75ZM77 233H79V232H77ZM253 233H254V232H253ZM255 233L257 234V232H255ZM255 233H254V235H255ZM260 233H261V232H260ZM260 233H258V234H260ZM11 234H10V236H11V238H12L13 236H12ZM31 234H30V235H31ZM53 234H54V233H53ZM64 234H65V233H64ZM68 234H69V233H67V235H68ZM81 234H82V232H81L78 236H77V234H76V236L78 237V239L81 238V237L83 236V234H82V236H81ZM213 234H214V233H212V235H211L212 237H214ZM215 234H216V233H215ZM217 234H218V233H217ZM228 234H230V233H228ZM239 234H240V233L237 232V234H235V235L238 236ZM244 234H245V233H244ZM248 234H252V233H248ZM258 234L255 235V236H258ZM38 235H39V233H38ZM54 235H55V234H54ZM57 235H58V234H57ZM57 235H56V236H57ZM60 235H61V234H60ZM60 235H59V236H60ZM62 235H63V234H62ZM67 235H65V236H67ZM69 235H70V234H69ZM69 235H68V237H69ZM84 235H85V234H84ZM231 235H228V236H226V237L230 238ZM252 235H253V234H252ZM10 236L7 235L6 238H7V237H10ZM24 236H25V235H24ZM24 236H23V237H24ZM32 236H31V239H32ZM65 236H62V237L60 236V238H62V239H61L62 241L60 240V241L62 242V244H63V237H65ZM70 236H72V235H70ZM76 236H74V237H76ZM80 236H81V237H80ZM229 236H230V237H229ZM239 236H242V234L239 235ZM244 236H245V235H244ZM250 236H251V235H250ZM255 236H254V237H255ZM263 236H264V234H263ZM15 237H16V236H14V238H15ZM23 237H22V238H23ZM25 237H26V236H25ZM28 237H29V235H28ZM41 237H42V236H41ZM53 237H54V236L52 235V238H53ZM84 237H85V236H84ZM242 237H243V236H242ZM259 237H260V236H259ZM261 237H262V233H261ZM261 237H260V239H262ZM1 238H4V237H1ZM1 238H0V240H2ZM6 238H5L6 242L9 241V240H7L8 238H7V239H6ZM52 238H51V239H52ZM54 238H57V237H54ZM54 238H53V239H54ZM82 238H83V237H82ZM86 238H89V237L86 236L84 239H86ZM237 238H238V237H237ZM243 238H244V237H243ZM243 238H240V239L243 240ZM247 238L249 239V236H248V235L246 236V238H244V240L247 239ZM252 238H253V236H252ZM24 239H25V238H24ZM24 239H23V240H24ZM31 239H30V240H31ZM38 239H39V238H37V240H38ZM42 239H43V237H42ZM45 239H46V238H45ZM45 239H43V240H45ZM53 239H52V240H53ZM65 239L67 240L68 243H71V245H69V244L66 242V245L68 244V245L71 246V247L73 246V249L71 248V250H70V248H68V245H67V247H66L65 243L63 244V245H64V248L66 247L68 250H70V252H71L72 255H71V254H68V253H70V252H69V251L67 252V251H66V248L64 249V248H62V247H59V246H62L61 244H60V245H59V244H56V242L59 240L58 238H57V240L55 239L56 241H54V242H55L56 245H58V246L55 245V247L62 248L61 250L64 249L63 251H64L65 253L67 252V253H66L67 255H71V256L73 257V255L75 254L76 257H77V254H79V252H77L78 249H79L80 251H81L82 249H85V250L90 249V248H87L88 246H86V248H84V247L81 248V247H82L81 245H80L81 247L79 248V247H78L79 244L77 245V248H78V249H76V248H74V243L72 244V241H75V240H76L75 238H74V239L71 238V239H73L72 241L70 240V237H69V239H68V238H64V241H66ZM91 239H94V238H91ZM91 239H89V240H91ZM235 239H236V237L234 238V240H233V238H231V239H229V240H230V241L233 240L232 242H233L234 244H235V243H236V244L239 243V245L241 244L240 246H244L246 243L251 244L250 247H249V245L246 244V245L249 247V248H248V247H245V246H244L246 249H250V248H252V247H251L252 244L255 245V243H253L252 239H250V240H248V239L245 240V241H244V245H243V243H240L241 240H240L239 238H238L239 240L236 239V240H237L236 242H235ZM18 240H20V239H18ZM25 240H27V239H25ZM25 240H24V241H25ZM32 240H34V239H32ZM35 240H36V239H35ZM52 240L49 239L48 241H50V242H48V241L46 240L47 243H45V244H48V243H49V244H52V243H51V242H53ZM87 240H88V239H86V241H87ZM128 240H130V239H128ZM128 240L126 239L127 243L129 242L128 244H130V243L132 242V239H131V242L128 241ZM263 240H264V238H263ZM3 241H4V240H3ZM3 241H0V245L2 244L1 246H3V249H5V248H7V247H8V249H9V245H10V249L12 248L11 245H13V244H14L15 246L17 245V242H16L17 239H16V241H15L13 244H10V243L13 241V239H12V240L10 239L11 242L9 241L8 246H4L3 244H5L6 242L4 241V242H5V243H4ZM27 241H28V240H27ZM38 241H40V239H39ZM60 241H59V242H60ZM69 241H70V242H69ZM81 241L83 242V239H81ZM91 241H92V240H91ZM126 241H125V242H126ZM238 241H240V242H238ZM256 241H257V240H256ZM2 242H3V243H2ZM28 242L30 243L31 241H28ZM28 242H27V244H26V245L28 246V247H26L27 249H28L29 247H33L32 245H34V247L38 245V244H37V245L34 244V241L31 242L30 245L28 244ZM35 242H37V241H35ZM44 242H45V241H43V243H44ZM59 242H58V243H59ZM84 242H85V241H84ZM84 242H83V243H84ZM92 242H94V241H92ZM92 242H90V243L92 244ZM242 242H243V241H242ZM7 243H8V242H7ZM15 243H16V244H15ZM32 243H33V244H32ZM38 243H39V242H38ZM40 243H41V242H40ZM43 243H42V244H43ZM76 243H78V242L76 241ZM76 243H75V247H76ZM79 243H80V242H79ZM83 243H80V244L83 245ZM87 243H88V242H87ZM87 243H86L85 245L90 244V243H88V244H87ZM133 243H134V242H132V244H133ZM190 243H191V242H190ZM261 243H264V242L261 241ZM261 243H260V245H261L262 247H264L263 244H261ZM45 244H44L43 246H45ZM53 244H54V243H53ZM93 244L95 245V243H93ZM116 244H118V243H114V245H116ZM119 244H120V243H119ZM121 244H123V243H121ZM125 244H126V243H124V245H122V246L120 245V246H121L120 248H124L123 251H129V252H131V251L133 252V251H134L133 253H135V252L137 251L138 254H139V253L141 254V253L144 251V249H147V248H144V247H141V246L138 245L139 249H141V251H142V252H141V251L139 252V251H138V248H137V250H135L136 248H134V247H132V246L130 245L132 248L130 249V247H128V249H129V250H128V249H125V247H123V246H125ZM128 244H127V246H129ZM236 244H235L236 247H235V248H232L233 250H234V249H235V250H234V251H232V250L229 251L228 253H226V255H228V256H233V257H237V251H239V250H238V249H239V248H238L239 245H236ZM94 245L91 246V247H92V250H93V251H91V252L93 253V255H89L91 258H95V257H92V256H94V255L98 256V255L100 254V252H104V251H107V250L110 252L111 248L113 249V246H114V245H112V244H109V246H111V247H110V250H109V248H108L107 250H105V247H104V246H103V247H104V248H103L101 245H99V246H97V247L99 248V247L101 246V247H100L101 249H100V248H99V249L102 250V251H100L99 249H98V250H99V251H98L97 248H93ZM133 245L135 246V245H137V243H134ZM258 245H259V244H258ZM260 245H259L258 247H261ZM1 246H0V249L2 248ZM39 246H40V244H39ZM43 246H41V247H43ZM46 246H47V245H46ZM51 246H52V245H51ZM83 246H84V245H83ZM89 246H90V245H89ZM95 246H96V245H95ZM109 246H108V247H109ZM118 246H119V245H117V247H118ZM127 246H126V248H127ZM154 246H155V245H154ZM233 246H234V245H233ZM237 246H238V247H237ZM41 247H38V248L41 249ZM48 247H50V246L48 245ZM52 247H54V246H52ZM140 247H141V248H140ZM209 247H210V246L205 247V248L208 249ZM254 247H255V246H254ZM22 248H23V247H22ZM22 248H19L20 250L17 251V252L19 253V252L21 251ZM26 248H24V249H26ZM50 248H51V247H50ZM59 248H58V249H59ZM106 248H107V246H106ZM133 248H134V250H132ZM142 248H144V249H142ZM152 248H153V247H152ZM152 248H150L151 251H153ZM184 248H185V247H184ZM186 248H187V247H186ZM186 248H185V249H186ZM237 248H238V249H237ZM3 249H1L0 252H2ZM10 249H9L8 251H11ZM12 249H13L14 252L17 250L16 247H14V248H12ZM36 249H37V247L35 248V254H36ZM40 249H39V250H40ZM44 249H45V248H44ZM51 249H52V248H51ZM53 249H54V248H53ZM55 249H56V248H55ZM55 249H54V250H55ZM74 249L77 250V251H76L77 253H73V252H74V251H73ZM95 249H96V250H95ZM103 249H104V250H103ZM114 249H115V248H114ZM114 249H113V250H114ZM166 249H167V248H166ZM169 249H170V248H169ZM178 249H179V248H178ZM178 249H176V250H178ZM189 249H190L191 251H190ZM255 249H256V248H255ZM5 250H6V249H5ZM29 250H30V249H29ZM39 250L37 249V251H38L37 253H38V254H39ZM42 250H43V248H42ZM59 250H60V249H59ZM61 250H60V252H58L59 254L63 252V251L61 252ZM94 250H95V253H94ZM116 250H118V249H115L114 252H115ZM119 250H120V249H119ZM130 250H131V251H130ZM163 250L165 251V249L163 248V249H161V250L159 249V250H157V251H155V252H158L159 254H161V253L163 252ZM170 250H172V249H170ZM179 250L182 251V249H179ZM236 250H237V251H236ZM241 250H242V249H241ZM243 250H244V248H243ZM8 251H7V252L5 251L6 253L4 252L3 254L1 253L0 256H2V257H0V259L2 258V259H1L2 262H4L5 260H7V259L10 258V257L8 258V256H9V255L7 254ZM23 251H24V250H23ZM25 251H28V250H25ZM25 251H24V253H25ZM32 251H33V249H31L30 252H32ZM43 251H44V250H43ZM49 251L51 252V251H53V250H49ZM56 251H57V250H56ZM72 251H73V252H72ZM82 251H84V250H82ZM87 251H88V250H87ZM87 251H86V252H87ZM108 251L105 252V253L102 254V255L105 256L106 253H107V255H109V256L111 257V253H112V252L109 253ZM123 251L121 252V250H120L121 258H122V255L125 254V252L123 253ZM145 251H147V250H145ZM148 251H149V250H148ZM148 251L145 252V253H148ZM160 251H161V253H160ZM180 251L178 252V251H175V250H174L173 252H168V253L164 252V253H163L164 256H163V254L161 255L162 258H161V257L159 258L160 255H159L158 253L153 252V253H155V255L157 254V256H155V255L152 254V252H150V251H149V253L152 254L151 256H150V255L148 256L149 253L146 254L147 256H143V254H142V256H141V255L139 256V255L137 254V252H136L135 255H136L137 257L134 256V257H132L133 259L130 258V257L133 256L134 254H132L131 256L129 255V256H130V257H129V256L127 255V252H126L125 255L128 256L130 259L133 260L132 264H146V263H147V262H146V261H147L146 258H148V259L151 258V259H152V256H154L153 259H154L155 257H156V258H155V260H152V262H151V260H150V262L148 261L149 263H152V264H165V263H167V262L170 261V260H176V261L178 262L179 259H180L182 256L187 255L188 252H190V254H192V255H194L195 253H196V254L201 253V250H199L198 247H197V249H194L193 247H191V248H188L187 251H182V252H180ZM251 251L254 252V251H256V250H249V252H251ZM14 252H13V253H14ZM17 252H16V254H18ZM64 252H63V255L60 254L59 257H60V256H61V257L65 256V255H64ZM91 252H89V254H90ZM98 252H99V253H98ZM118 252H119V251H118ZM118 252H117L116 254H115V253H112L113 255L115 254L114 256L112 255V257H115V258H113L114 260L116 259V256H117V258H118V255H119ZM132 252H131V253H132ZM239 252H240V251H239ZM244 252H246V250H245ZM11 253H12V252H11ZM13 253L10 254V256L12 255V258H10L11 261H13L14 264H17V263H15V262H17L16 260H18V263L21 262V264H22V261L19 260V259H16V258H15L16 256H14ZM20 253H21V252H20ZM26 253H27V252H26ZM44 253H45V252H44ZM52 253H53V252H52ZM52 253H50V254L53 255V254L55 253L56 255H58L57 252H54L53 254H52ZM80 253H81V252H80ZM97 253H98V254H97ZM122 253H123V254H122ZM143 253H144V252H143ZM176 253H177V254H176ZM178 253H179V254H178ZM240 253H241V252H240ZM246 253H247V252H246ZM6 254H7V257H6ZM16 254H15V255H16ZM22 254H23V253H22ZM30 254H31V256H30ZM30 254L28 253V255H29L28 258H30V257L33 258V257L35 256L34 252H32V253H30ZM32 254L34 255L33 257H32ZM38 254H37V255H38ZM40 254H42V251H41V250H40ZM50 254L48 253V255H50ZM55 254H54V255H55ZM84 254H85V252H84ZM242 254H243V252H242ZM242 254H241V255H242ZM3 255H4L7 259H6ZM23 255H24V254H23ZM26 255H27V254L24 255L25 258H27ZM28 255H27V256H28ZM37 255H36V256H37ZM54 255H53V257H54ZM82 255H83V252L81 253V256H82ZM188 255H189V253H188ZM239 255H240V254H238V256H239ZM19 256H21V255H19ZM19 256H17V258H18ZM24 256L22 257V260L24 259ZM85 256H87V254H86ZM89 256H88V257H89ZM103 256H102V258H103ZM109 256H105V257H106L107 259H111L112 257H111V258H108ZM261 256H262V255H260V257H261ZM144 257H145V258H144ZM194 257H195L196 259L193 260V261H198V259H199L200 256H194ZM242 257H243V256H242ZM258 257H259V256H258ZM4 258H5V260L3 261ZM28 258L26 259L27 261L24 260L26 263L28 262V260L30 261V259H28ZM48 258H49V257H48ZM48 258H47V259L45 258L46 261L48 260ZM50 258H51V257H50ZM67 258H68V256H67V257H64V260H65V259L67 260ZM157 258H158V259H157ZM10 259H9V260H10ZM13 259H14V260L16 259V260L14 261ZM54 259H55V257H54ZM61 259H62V258H61ZM72 259H73V258H72ZM100 259H101V256H100ZM237 259H239V257L235 258L236 261H237ZM245 259H246V258H245ZM1 260H0V261H1ZM31 260L33 261V260H35V258H33V259H31ZM97 260H98V259H97ZM111 260H112V259H111ZM114 260H113V261H114ZM145 260H146V261H145ZM240 260H242V258H241ZM243 260H244V259H243ZM243 260H242V261H243ZM260 260L262 261V259H260ZM24 261H23V262H24ZM32 261H30V264H31V263L34 264V262H32ZM48 261H50V260H48ZM69 261H70V260H69ZM113 261H112V262H113ZM153 261H154L155 263H153ZM232 261L234 262V260H232ZM244 261H245V260H244ZM51 262H52V261H51ZM67 262H68V261H66L65 263H67ZM84 262H85V260H84ZM129 262H131V261H129ZM135 262H138V263H135ZM145 262H146V263H145ZM237 262H238V261H237ZM256 262H257V261H256ZM258 262L260 263V261H258ZM0 263H1V262H0ZM5 263H6V261H5ZM10 263H11V262H10ZM10 263H9V264H10ZM26 263H25V264H26ZM69 263H70V262H68L67 264H69ZM77 263H78V262H77ZM79 263H80V261H79ZM89 263H90V262H89ZM149 263H147V264H149ZM223 263H228V262H223ZM229 263H231V262H229ZM234 263H235V262H234ZM246 263H247V262H246ZM1 264H3V263H1ZM11 264H12V263H11ZM27 264H29V263H27ZM49 264H50V263H49ZM70 264H71V263H70ZM74 264H76V263H74ZM80 264H81V263H80ZM82 264H83V261H82ZM179 264H182V263H179ZM187 264H188V263H187ZM199 264H218V262L216 261V262H214V263H212V262H208V263H199ZM232 264H233V263H232ZM235 264H239V263H235ZM241 264H243V263L241 262Z\"/></svg>",
    "mask_w": 264,
    "mask_h": 264
}]
</instances>
